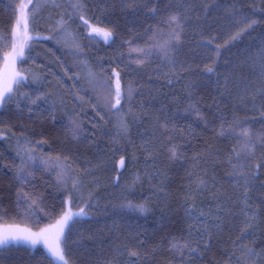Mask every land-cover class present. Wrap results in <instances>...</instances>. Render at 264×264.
<instances>
[{"label": "trees", "instance_id": "1", "mask_svg": "<svg viewBox=\"0 0 264 264\" xmlns=\"http://www.w3.org/2000/svg\"><path fill=\"white\" fill-rule=\"evenodd\" d=\"M21 4L0 225L37 231L70 202L69 264H264V0H0V70ZM0 264L57 263L11 245Z\"/></svg>", "mask_w": 264, "mask_h": 264}, {"label": "snow or ice", "instance_id": "2", "mask_svg": "<svg viewBox=\"0 0 264 264\" xmlns=\"http://www.w3.org/2000/svg\"><path fill=\"white\" fill-rule=\"evenodd\" d=\"M30 2V0H29ZM74 7H77V5H73ZM20 8V16L16 20V27L13 30L12 36L14 37L13 43H12V59L15 60L16 58H23L24 56V47L27 44L28 40H30L32 37L28 34V12H27V5L21 4L19 5ZM175 19V17H173ZM81 20H83V16H81ZM256 21L253 20L249 27L252 26V24H255ZM85 26L89 29L90 33H95L98 36H102L105 40L109 39L112 35L110 31H106L104 29L98 28L94 25H91L87 20H84ZM20 31L19 29H21ZM239 35V34H237ZM235 39V37H233ZM208 72H212V68L207 69ZM118 77V74H117ZM24 79L23 76H21L20 73L15 72L13 75L7 79V80H0V105H3L6 98H10V95L13 92L12 85L19 84ZM131 93L129 92V95ZM121 102V88H120V81L117 78L116 80V88H115V103L112 105L113 107H116ZM248 133L245 132V135ZM170 152L172 153V156H176V149L172 148L170 149ZM120 166L123 167L124 160L121 158L120 160ZM259 168V165L256 166ZM202 183V181H201ZM244 197L247 198L248 191L246 190L244 192ZM245 204H247V199H245ZM141 211H144V207L141 205L139 206ZM79 214L86 215L84 213V210L81 208ZM72 219V214L69 212H65L63 217L60 221L57 222V227L55 230L50 229H41L38 233H31V232H24L20 234V230H16V232H8L6 234H0V245L7 244L11 240H24L27 241L33 245L38 243H43L47 248L50 254L58 261H62L63 264H67V260L64 255V249L62 247V238L64 236V227L67 225V222ZM251 219H255V216L253 215ZM251 249H248V252H251ZM131 256H139V253L135 251L130 252Z\"/></svg>", "mask_w": 264, "mask_h": 264}, {"label": "rangeland", "instance_id": "3", "mask_svg": "<svg viewBox=\"0 0 264 264\" xmlns=\"http://www.w3.org/2000/svg\"><path fill=\"white\" fill-rule=\"evenodd\" d=\"M27 10V9H26ZM20 16V10L18 12V16L17 18ZM15 27H16V24H15ZM14 27V29H15ZM20 31H22V27L21 29H19ZM28 34L32 37L30 40H28L27 44L25 45L24 47V56H25V53H26V50H27V47L29 45V43L34 39V37L31 35L30 31H29V16H28ZM14 39V37H13ZM11 53H12V49L6 53L4 55V61H3V65H2V68L0 70V80H7L9 79L13 73L15 72H18L20 73L19 69H18V63L21 59L23 58H16L15 60L12 59V56H11ZM23 56V57H24ZM21 74V73H20ZM22 76V74H21ZM24 80V79H23ZM22 80V81H23ZM16 86V84L12 85L13 89L14 87ZM2 108V105H0V109ZM65 212H69L70 214H72V219L69 220L67 222V225L64 227V236L66 234V231L68 229V227L70 226V224L76 220V219H79V218H83L85 217V215H81L79 214L80 211L78 210H74L72 207H71V204L70 202L67 203V209ZM64 212V213H65ZM85 213V211H84ZM64 215V214H63ZM63 215L53 224L51 225H48L42 229H50V230H55V228L57 227V222L61 220V218L63 217ZM16 230H20V234L24 233V232H31V233H38L40 232V230H32L26 226H21V225H0V234H6L8 232H16ZM63 236V238H64ZM63 238H62V247H63ZM11 245H23V246H28V247H32V248H37V247H42L44 248V250L48 253V255L57 263V264H63L62 261H58L56 260L51 254L50 252L48 251V248L43 244V243H38V244H31L27 241H24V240H11L9 241V243L7 244H2L0 245V247H8V246H11ZM65 255V253H64ZM66 258V256H65ZM67 260V258H66ZM67 264H69L68 260H67Z\"/></svg>", "mask_w": 264, "mask_h": 264}, {"label": "bare ground", "instance_id": "4", "mask_svg": "<svg viewBox=\"0 0 264 264\" xmlns=\"http://www.w3.org/2000/svg\"><path fill=\"white\" fill-rule=\"evenodd\" d=\"M78 211H80V210H78Z\"/></svg>", "mask_w": 264, "mask_h": 264}]
</instances>
